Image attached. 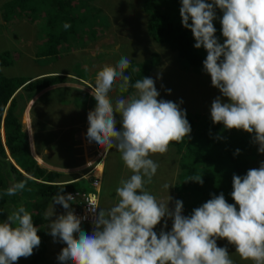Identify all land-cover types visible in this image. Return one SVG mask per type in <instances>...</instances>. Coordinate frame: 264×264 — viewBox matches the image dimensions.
Listing matches in <instances>:
<instances>
[{
    "label": "clouds",
    "instance_id": "clouds-1",
    "mask_svg": "<svg viewBox=\"0 0 264 264\" xmlns=\"http://www.w3.org/2000/svg\"><path fill=\"white\" fill-rule=\"evenodd\" d=\"M216 8L223 12V44L215 36ZM179 13L182 26L193 34L194 48L203 47L207 52L204 70L193 73L213 99L210 111L205 112L211 114L213 123H222L226 129L254 133L253 142L264 154V0H181ZM70 26L63 25L65 29ZM129 66V58L121 57L115 66L105 65L98 71L92 91L85 96L90 98L88 104L94 102L93 108L82 114L77 111L82 126L75 138L70 134L72 143L59 146L72 156H66L64 162L55 157L54 167H43L59 172L61 181L53 183H86L78 190L61 194L62 190L53 196V201L63 206L62 214L49 224L50 235L65 245L58 255L60 264H234L227 248L217 246V239H227L241 259L264 264V162L244 176L233 175L231 196L235 204L228 203L220 193L193 209L190 216L182 215L180 200L175 202L174 211H169L168 202L158 201L145 188L159 167L149 157L166 153L170 142L188 137L191 126L186 110L179 104L157 99L160 94L152 78L131 84V76L125 74ZM50 74L57 73L25 79ZM57 75L66 79L65 75ZM117 81L121 93L129 87L136 91L128 99L119 96L113 104L109 94ZM214 87L222 96L215 94ZM179 103L183 104V100ZM119 116L122 126H117ZM77 138L81 146L75 145ZM56 141L62 143L61 139ZM93 143L103 148L101 156L88 152ZM113 147L133 174L116 188L118 202L103 209L99 207L100 185L106 154ZM75 150L79 153L74 154ZM81 152L84 157L73 167L60 165ZM188 181L202 183L199 177ZM25 187L26 181L16 182L5 194L13 196ZM164 187L169 189L170 185ZM87 193L95 196L88 205L94 217L83 221L72 210L80 206L81 194ZM52 215L46 214V219ZM165 216L173 220L171 231L161 230L158 235L154 228ZM81 224L93 226L91 234L82 231ZM37 232L31 214L23 206L11 211L0 222V264H14L21 257H30L41 243Z\"/></svg>",
    "mask_w": 264,
    "mask_h": 264
},
{
    "label": "trees",
    "instance_id": "trees-1",
    "mask_svg": "<svg viewBox=\"0 0 264 264\" xmlns=\"http://www.w3.org/2000/svg\"><path fill=\"white\" fill-rule=\"evenodd\" d=\"M94 0H11L1 10V21L21 16L28 22L40 24L37 34L40 40L35 55L40 58L60 57L61 53H69L76 48H83L89 42L97 41L96 28L101 19L100 10L92 2ZM141 10L146 16L144 29L146 33L163 41V44L175 53L179 64L178 68L184 71L197 73L203 69V61L207 52L201 47L194 48L195 39L190 29L182 26L179 9L181 0H140ZM212 2V0H206ZM16 11V13H13ZM216 19L213 24L216 28L215 36L223 44L222 35L223 12L215 9ZM70 24L65 29L63 25ZM191 23V20L189 21ZM14 54L11 51L0 53V68L12 65ZM160 64L159 56L153 54L140 63H130L125 70L131 76V84L148 76ZM135 69V71H133ZM66 81L64 76L50 74L45 77L25 79L22 77H5L0 73V222L7 219L11 211L23 206L33 218V225L38 228L37 235L41 243L34 248L33 254L25 258V264H43L46 251V236L42 230L45 221L44 209L50 196L67 191L80 189L79 181L67 183H53L59 180V172L40 167L32 156L29 148L28 136L23 129L20 118L26 103L38 92L54 84ZM120 81L114 86L119 89ZM135 90L132 87L121 93L127 99ZM120 91V90H119ZM52 93L58 95L62 91L54 88ZM42 96L34 101L30 113L35 114L38 104L47 105L57 98L59 103L64 102L62 96ZM119 97V96H118ZM181 97V96H178ZM186 118L191 126V133L182 141L170 142L175 148L174 156L178 164L172 186L176 197L183 202V215L190 216L193 209L202 206L215 195L224 194L226 201L235 204L231 193L233 191V175L244 176L249 169H253L251 161L258 159L259 145L253 142L254 133L243 130L226 129L222 123H213L211 114L204 109L199 113L189 112L186 108ZM35 111V112H34ZM46 110L41 114H45ZM35 116V115H34ZM37 119V120H36ZM46 120L31 117L33 130L42 128L36 136L49 141L61 139L54 136L53 130H46ZM117 126H122V118H117ZM35 137V149L40 148ZM41 139V138H40ZM59 148V145L52 143ZM239 149V154L236 150ZM201 178L202 183L188 181ZM26 181L23 191L13 196L6 195V190L14 183ZM171 231V230H170Z\"/></svg>",
    "mask_w": 264,
    "mask_h": 264
},
{
    "label": "rangeland",
    "instance_id": "rangeland-1",
    "mask_svg": "<svg viewBox=\"0 0 264 264\" xmlns=\"http://www.w3.org/2000/svg\"><path fill=\"white\" fill-rule=\"evenodd\" d=\"M10 1L11 0H0V15L4 5ZM92 4L100 10L101 17L98 28H96V32L98 33L97 41L95 43L89 42L86 47H78L75 50H71L69 53H61L60 57L49 56L40 58L35 55V51L39 48V46H37L40 40L37 34L41 29L39 23L35 25L34 22H28L21 16L14 17L8 20V22H2L0 16V53L3 51H11L14 54L12 65L7 68H0V73L5 77L26 78L48 70L61 71L72 76L68 78L66 76V79L70 81H66L65 84H71V88H77V91L87 96L88 90L90 92L92 91L90 87L94 86L98 71L105 65L115 66L121 57H128L130 63H140L157 53L160 64L155 67L152 72H149L147 76V78H152L155 82V87L160 94L157 99L175 102L179 104L182 110L186 108L189 112L199 113L202 109L210 111L213 99L208 96V92L204 90L205 84L202 80L199 81L191 72L180 71L177 65L179 62L175 53L171 52L163 44L162 40L154 38L146 33V29H144L143 26L146 16L142 13L140 0H94ZM13 13H16V11ZM169 89L171 90L170 94L168 92ZM61 91L62 93L56 96H62L65 100L71 98V96H68V89L65 88ZM135 91L136 90H133L129 96L133 95ZM213 91L217 96H222L219 89L216 87L213 88ZM109 96L113 104H115V100L118 96H121L118 87L113 86V90L110 92ZM124 98L127 99L126 97ZM180 100H183V104L179 103ZM222 101L228 102V100ZM30 105H32V102L24 106L25 108L20 118L21 125L29 136L31 152L36 159V163L40 167L49 168L53 166V160L51 161L47 156L49 159L48 161L47 157H44V154L40 157L39 153L33 150V136L30 129L31 122L29 117ZM93 106L94 102H91L88 106V111H90ZM81 114L78 112L76 113V122L71 117L67 118L66 122L71 125L73 123L77 124ZM33 118H35L34 115ZM80 119L82 121V118ZM86 126V130L84 131L87 133L89 127L88 120ZM71 128L73 127L70 126L67 130H64L66 135H63V130H55L56 132H54L55 134L53 135L60 137L62 141L61 144L65 145V142H69V137H71ZM74 128L78 127L76 126ZM77 141H80V139L77 138ZM92 145L93 146H88V152L90 151L89 153L93 154L94 157L101 156L103 148L98 147L94 143ZM60 148L62 147L53 148L51 152L53 156L57 157L58 161L61 160L64 162L65 157L72 156L73 153L65 154V151L60 150ZM44 149L45 148H43V150ZM45 150L48 151V149ZM88 152L87 156L89 155ZM77 153H79V151L75 150L74 154ZM48 155L50 156L51 153ZM174 156H176L175 148L171 146H168V151L166 153L150 154L149 158L157 163L159 167L152 178V182L145 185V188L153 194L158 201L165 204L168 202L167 207L169 211H174L175 202L180 200L176 197V194L173 193L171 187L178 167ZM78 161L79 156H76L74 160H69L65 162V164L60 165L66 168L73 167L74 163ZM261 162H264V154L258 152V159L254 162L251 161L252 168H259ZM104 163L100 185L99 207L109 209L118 202L115 190L119 186L120 181L130 178L133 173L126 167L120 152L116 150L115 147L110 149L106 154ZM81 184L84 186L86 185V183L83 182ZM166 184L170 185L169 189L164 187ZM236 207L238 210V205ZM62 211L63 206L56 204L53 201V196H50L44 209L45 222L42 225L46 236V251L43 264H60L58 255L65 245L60 242L58 237L54 239L50 235L49 224L56 220L57 217L62 214ZM52 213L53 215L46 219V214L51 215ZM165 221L167 222V227H165ZM172 223L173 220L165 216L161 223L154 228V231L157 232L158 235L161 230L170 231ZM81 230L91 234L93 226L88 227L85 224H81ZM216 242L218 247L227 248L230 259L233 260L234 264H253L252 261L241 259L239 254L236 253L235 246L229 244L227 239H217ZM24 260L25 258L21 257L18 261L14 262V264H25Z\"/></svg>",
    "mask_w": 264,
    "mask_h": 264
},
{
    "label": "crops",
    "instance_id": "crops-1",
    "mask_svg": "<svg viewBox=\"0 0 264 264\" xmlns=\"http://www.w3.org/2000/svg\"><path fill=\"white\" fill-rule=\"evenodd\" d=\"M48 73H57V74H62V75L67 76L66 75L67 73H64V72H61V71H54V70H48V71H45V72H39L35 76L44 75V74H48ZM35 76H28L27 78H32V77H35ZM66 81H70V80H66ZM54 88H57L58 90H63L65 88L68 89L69 90V95L68 96H71V98H69V100H64V102H62V103H59L57 98L54 97L53 99H56V100L52 101V102H49L47 105L38 104L37 105L38 109L36 110L35 114L34 113L33 114L30 113V110H31L32 107L30 108V106H29V117L31 119V117L33 115H35V117L38 118V120H46L45 121V123H46L45 125H46V130L48 132H49L50 129L53 130L54 132H55V130H63V135H64L65 134L64 130H67L70 126L73 127V126L76 125V123H73L72 125L68 124L66 122V119L71 117L76 122L75 118H76L77 111L78 112L84 111V113H86L87 109H88V106H89L88 102L90 101V98H85V94L77 91V88H74V87L71 88V84L63 83V84H59V85L54 84V86H50L47 89L41 90L37 94L33 95L34 97L31 99L30 102H33V101L37 102L40 99H42V96L56 95V94L52 93V90ZM45 110H46L45 114L42 115L41 113L43 111H45ZM42 127H43V125H42ZM42 127L40 129H38V126H36V130H33L32 126H31L30 129L32 131V136H33V132H34V135L36 136V134L40 130H43L44 128H42ZM26 134H27V132H26ZM38 136H36V140H37L38 146L40 148V150L38 152L40 157H42L43 154H44V157L48 156L51 161L53 160V166H54L56 160L54 159L55 156H53V153L51 151L55 147L52 146V143H54V145L56 144L57 146L58 145L60 146V145H62L61 142L60 141H55V142L51 141L49 143L48 140L43 139L41 136H40V138H41L40 139ZM28 138H29V136H28ZM65 143L70 144V143H72V141H71V139H69V142L66 141ZM32 146H33V149L35 151L36 149H35V137L34 136L32 138ZM73 146H74V144H73ZM43 148L48 149V151H46L45 149L43 150ZM50 153H51V155L49 156L48 154H50ZM48 157H47V159H48ZM48 161H49V159H48Z\"/></svg>",
    "mask_w": 264,
    "mask_h": 264
},
{
    "label": "built area",
    "instance_id": "built-area-1",
    "mask_svg": "<svg viewBox=\"0 0 264 264\" xmlns=\"http://www.w3.org/2000/svg\"><path fill=\"white\" fill-rule=\"evenodd\" d=\"M93 194L87 193L86 195L81 194L80 206L77 209L72 211L78 218H81L83 221H90L93 219L94 214L89 209L90 198L93 197ZM95 197V196H94Z\"/></svg>",
    "mask_w": 264,
    "mask_h": 264
},
{
    "label": "flooded vegetation",
    "instance_id": "flooded-vegetation-1",
    "mask_svg": "<svg viewBox=\"0 0 264 264\" xmlns=\"http://www.w3.org/2000/svg\"><path fill=\"white\" fill-rule=\"evenodd\" d=\"M80 121L75 125V126H73V128H71V130H70V134H71V136H74V138L76 137L75 135H76V131H78L79 130V128L82 126V124H83V122L81 121V119H79ZM78 127V128H74V127ZM75 141H76V144H78V146H81V144L80 143H78L77 142V139H75ZM79 157H80V159H79V161L84 157V155H83V152H81L79 155H78ZM81 173H80V176L79 177H77L78 179H80L81 178Z\"/></svg>",
    "mask_w": 264,
    "mask_h": 264
},
{
    "label": "bare ground",
    "instance_id": "bare-ground-1",
    "mask_svg": "<svg viewBox=\"0 0 264 264\" xmlns=\"http://www.w3.org/2000/svg\"><path fill=\"white\" fill-rule=\"evenodd\" d=\"M34 150V149H33ZM35 153V152H34Z\"/></svg>",
    "mask_w": 264,
    "mask_h": 264
}]
</instances>
